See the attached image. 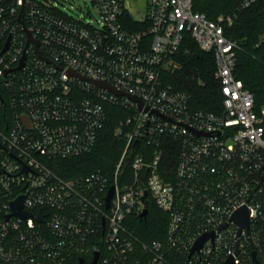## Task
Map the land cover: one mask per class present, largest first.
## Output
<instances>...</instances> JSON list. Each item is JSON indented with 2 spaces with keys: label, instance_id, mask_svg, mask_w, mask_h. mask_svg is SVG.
<instances>
[{
  "label": "built area",
  "instance_id": "obj_1",
  "mask_svg": "<svg viewBox=\"0 0 264 264\" xmlns=\"http://www.w3.org/2000/svg\"><path fill=\"white\" fill-rule=\"evenodd\" d=\"M86 1L97 18L69 17L52 0H0V260L264 264V107L235 76L239 46L225 32L234 17L209 20L195 0H147L138 13L128 0ZM187 34L215 57L219 114L194 110L163 82ZM107 104L129 113L115 131L126 145L114 172L62 178L45 160L92 153ZM165 139L180 148L172 180L161 172ZM145 192L168 215L163 242L143 243L128 227L147 209ZM20 198L31 218L13 214ZM243 208L241 229L233 218Z\"/></svg>",
  "mask_w": 264,
  "mask_h": 264
},
{
  "label": "trees",
  "instance_id": "obj_2",
  "mask_svg": "<svg viewBox=\"0 0 264 264\" xmlns=\"http://www.w3.org/2000/svg\"><path fill=\"white\" fill-rule=\"evenodd\" d=\"M245 1L195 0L194 10L205 14L212 21H216L221 15L234 17L233 25L226 27L225 32L227 37L236 41L239 46L235 76L243 82L246 89L255 94L256 108L261 109L264 107V0H256L246 8L243 7ZM130 20V17H127L125 23L129 27H135ZM176 60L179 68L163 74L164 84L171 86L175 91L188 93L194 110L221 113L224 96L220 84L215 79L214 55L202 52L187 34ZM105 108L107 122L92 153L72 159L45 160V163L62 178L74 180L95 171H102L108 175L114 172L126 145L125 138L117 136L115 131L129 113L111 104H107ZM3 115L4 110H0V117ZM179 149L178 143L170 139H165L162 144L161 172L166 180H172L174 177ZM131 177L132 173L127 166L123 179L130 181ZM146 208L149 210L148 216L130 217L128 227L143 243L165 241L168 215L159 211L151 200L148 201ZM0 264L7 263L0 260Z\"/></svg>",
  "mask_w": 264,
  "mask_h": 264
},
{
  "label": "water",
  "instance_id": "obj_3",
  "mask_svg": "<svg viewBox=\"0 0 264 264\" xmlns=\"http://www.w3.org/2000/svg\"><path fill=\"white\" fill-rule=\"evenodd\" d=\"M23 65V64H22ZM22 67V66H21ZM98 86L100 87H104L106 89H109L111 91H114L112 89V87H110L109 85H106V83H96ZM118 95L122 94V93H116ZM135 101H140V99L138 98H135V97H132ZM24 120L27 122V119L24 117ZM113 194H114V188L112 187L108 193V196H107V206L109 207V202L110 200L112 199L113 197ZM23 198H20L18 201L12 203V210H13V214L14 215H17V216H20L24 219H28V218H31L32 215L28 214V213H25L23 212ZM143 201L144 203H148V192H145V195H144V198H143ZM148 213H149V210L148 209H145L144 212L141 214V218H146L148 216ZM248 217H249V212L246 208H243L241 209L238 213L235 214L234 216V220L236 222H238L241 226V229H244V228H248ZM42 217H38L37 218V222H42ZM209 238V236H205L203 237L195 246L194 250H199L203 243ZM98 259V254H96V258H95V261L93 264L96 263ZM232 262H230L229 264H231Z\"/></svg>",
  "mask_w": 264,
  "mask_h": 264
},
{
  "label": "rangeland",
  "instance_id": "obj_4",
  "mask_svg": "<svg viewBox=\"0 0 264 264\" xmlns=\"http://www.w3.org/2000/svg\"><path fill=\"white\" fill-rule=\"evenodd\" d=\"M36 1L42 2V0ZM52 2L57 5L60 12H63L64 14H67V16L75 19L81 17L84 21L91 20L92 16L90 12L95 15L96 18L98 17L91 2H84V0H52ZM143 4V0L135 3L136 13L143 10L144 7L141 8ZM130 10H132V7H130Z\"/></svg>",
  "mask_w": 264,
  "mask_h": 264
},
{
  "label": "crops",
  "instance_id": "obj_5",
  "mask_svg": "<svg viewBox=\"0 0 264 264\" xmlns=\"http://www.w3.org/2000/svg\"><path fill=\"white\" fill-rule=\"evenodd\" d=\"M140 0H128V6L129 8L132 7V12L133 13H136V10H135V3L139 2ZM144 4L141 6L142 7H145L146 6V2L147 0H143ZM140 9V8H139ZM144 9V8H143ZM141 11V10H140ZM138 13V12H137Z\"/></svg>",
  "mask_w": 264,
  "mask_h": 264
}]
</instances>
